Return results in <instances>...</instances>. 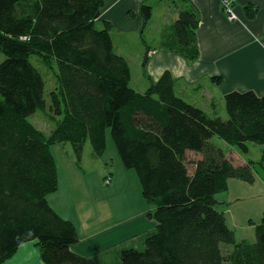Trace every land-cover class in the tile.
<instances>
[{"label": "trees", "instance_id": "1", "mask_svg": "<svg viewBox=\"0 0 264 264\" xmlns=\"http://www.w3.org/2000/svg\"><path fill=\"white\" fill-rule=\"evenodd\" d=\"M104 6L0 0V264L29 242L44 264H264V215L252 223L254 242L238 239L217 201L232 180L254 184L264 170V95L227 93L224 119L216 103L206 111L181 98L169 71L145 93L132 89L114 26L101 18ZM141 14L147 26L153 8L144 4ZM199 25L195 7L182 9L158 49L197 60ZM153 50L147 46L144 69ZM211 81L219 86L224 78ZM109 136L124 169L136 173L156 227L87 258L73 250L75 224L49 201L60 189L53 147H70L69 158L83 169L88 144L100 159ZM216 137L242 154L251 143L262 146L261 161L237 163ZM104 180L112 182L108 174Z\"/></svg>", "mask_w": 264, "mask_h": 264}, {"label": "crops", "instance_id": "2", "mask_svg": "<svg viewBox=\"0 0 264 264\" xmlns=\"http://www.w3.org/2000/svg\"><path fill=\"white\" fill-rule=\"evenodd\" d=\"M104 2L101 18L113 24L112 36L114 41L118 42L117 51L122 56H129L125 52L127 46L140 47L147 41L156 46L157 49L149 52L146 68H143L149 86L152 81L159 80L169 71L178 82V95L206 111H211L215 103L218 108H224V97L231 91L253 90L259 95H264V0ZM225 2L231 3V8L237 16L236 20L229 18L225 11ZM144 4L153 8V17L147 26L141 14ZM191 6L195 7L200 15L197 41L201 55L193 62L176 53L158 49L165 28L178 19L182 9ZM248 6L257 10L254 18L248 15ZM120 39L123 43H120ZM144 55L146 57L145 51ZM216 75L223 76L222 85H215L211 81ZM58 147L62 146L54 147L53 152ZM64 147L66 157L60 159L62 165L58 167L60 189L49 197V201L59 215L75 224L80 236V242L73 247L75 253L94 258L111 247L129 242L139 234L152 231L156 227L155 222L148 217L153 208L143 198L139 180L133 172L124 169L119 156L113 155L111 163L105 157L106 154L100 159L91 158L87 146L83 169H79L67 154L71 148ZM108 170L111 173L114 171L115 177L112 174L113 181L106 186L104 177L109 173ZM234 181L236 180L230 182L226 193L231 191L232 183L235 187L246 189L243 184ZM131 184L135 185V193L131 190ZM242 196L241 194L231 197V203L229 199L220 201L219 205L228 206V213L232 214L235 210L234 200H240ZM83 198H89L90 202L82 204ZM99 201H103L102 207L107 210L105 213L110 217L109 224H104V217L99 223L92 216L94 204ZM226 211L230 222L231 216L229 217ZM103 213L104 209L101 214ZM232 220L237 224L236 220ZM111 222H116V225H110ZM246 223L247 228L252 231L255 228L252 223L258 221L248 219ZM5 264L44 263L36 243H26Z\"/></svg>", "mask_w": 264, "mask_h": 264}, {"label": "rangeland", "instance_id": "3", "mask_svg": "<svg viewBox=\"0 0 264 264\" xmlns=\"http://www.w3.org/2000/svg\"><path fill=\"white\" fill-rule=\"evenodd\" d=\"M113 41H114V39H113ZM117 43L118 42L114 41L116 51H117V45H118ZM120 43H123V41L121 39H120ZM154 43L157 44L156 41ZM147 46L151 47L152 50L154 48H156V46H153V43H150V42L148 43V41H147L146 44H144L143 46L141 45L140 47L137 45L125 47V52L129 56H125V54H124V58L128 61L129 65H130V69H131L130 86L132 87V89H134L138 92H141V93H145L150 87L148 85L150 83L147 80V78L145 77L144 72H143V63L145 60L144 59V57H145L144 51L146 53ZM119 54H121V53H119ZM3 60H4V57H3L2 53L0 52V63ZM219 114L224 119L228 118L226 105H224V108L220 107ZM35 123L41 128H45L44 125L47 124V122L41 117H37L35 120ZM214 142L217 143L218 145H220L221 147H223L225 150L231 152V156L235 158L237 163H239L242 160L245 162H248V161L259 162L262 159V149H263L262 146L251 143L250 144L251 151L248 154H242L237 148L229 147L225 142L220 140L218 137L214 138ZM68 146H70V145H68ZM68 148H70V147H68ZM88 148H91L90 143L88 144ZM65 151H66V148L64 146H62V147H58L53 152L55 157L57 158L56 161H57L58 167H60L62 165L60 162V159L63 160L66 157ZM113 155L119 156L117 153V150L114 146V142L112 141L111 137L109 136V149L107 150L105 157L109 159L110 163L112 161L111 159L113 158ZM91 158H93L92 154H91ZM85 165H86V163H85ZM82 167H83V165H82ZM107 167H109V166L107 165ZM105 168H106V166H105ZM131 172H133L134 176H136L137 180H139L136 173L134 171H131ZM110 173L111 172L109 171V173H107V174L111 175V180H112V174L115 177V172L113 171V173H111V174ZM256 176H257V179H256V182L254 184H247V183L240 182V181H234V182L243 184L246 187V189H241L239 187H235L234 183H232V187H231L230 192L224 193V194L219 195L217 197V201L219 203H220V201H224L227 199H229L230 200L229 203H231V201H232L231 197H236V196L241 195V194L243 195L242 196L243 198H240V200H234L235 210L233 211L232 214L228 213L230 211L228 206H226L228 209L227 211H226V207H222L220 205H219V209L223 212L226 211L227 214L229 215V217L233 216L232 219L236 220L237 224H234L233 220L230 217L229 223H230L231 227L235 229V231L237 233V238L238 239L244 238L250 242H254L256 237H255L254 230L251 231V229L247 228L246 221L248 219H253V220H256L259 222L264 215V170L259 169V172H256ZM104 184L106 186H108L105 181H104ZM131 190L133 193H135V191H136L135 185L131 184ZM88 202H90L89 198H83L81 200L82 204H87ZM102 202L99 201L98 203L94 204V211L92 209V211H93L92 216L99 223L102 222V218L104 217V224H109L110 217H109V215H107L105 213V212H107V210H105V208L102 207L103 206ZM79 209H80V207H79ZM103 209H104V213L101 214ZM110 225H116V222H114L113 224L111 222ZM120 228H124V227H120ZM136 228H137V226H136ZM29 243H35V242H29Z\"/></svg>", "mask_w": 264, "mask_h": 264}, {"label": "built area", "instance_id": "4", "mask_svg": "<svg viewBox=\"0 0 264 264\" xmlns=\"http://www.w3.org/2000/svg\"><path fill=\"white\" fill-rule=\"evenodd\" d=\"M231 3L229 2H225V11L227 12L229 18L231 20H236L237 19V16L236 14L233 12L232 8H231Z\"/></svg>", "mask_w": 264, "mask_h": 264}]
</instances>
